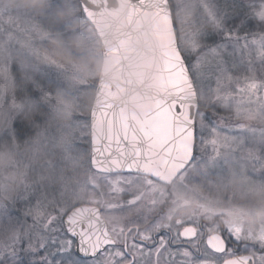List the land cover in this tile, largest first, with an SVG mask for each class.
<instances>
[{
	"label": "snow or ice",
	"instance_id": "6c2138e0",
	"mask_svg": "<svg viewBox=\"0 0 264 264\" xmlns=\"http://www.w3.org/2000/svg\"><path fill=\"white\" fill-rule=\"evenodd\" d=\"M0 142V264H264V0L0 4Z\"/></svg>",
	"mask_w": 264,
	"mask_h": 264
},
{
	"label": "rangeland",
	"instance_id": "374dc122",
	"mask_svg": "<svg viewBox=\"0 0 264 264\" xmlns=\"http://www.w3.org/2000/svg\"><path fill=\"white\" fill-rule=\"evenodd\" d=\"M32 3V0H0V4L3 5H7L9 8H11V10L13 12L16 11V5H29ZM74 58V57H73ZM87 64L85 62H81V61H75L76 63L80 64L82 67L85 65H90L92 64V60L91 58L86 56V60ZM82 102L87 105L90 104V96H83L82 98ZM21 113H18V115H20ZM225 115H227V113H224ZM68 119V117H58L57 121L59 122H64ZM247 123H251L254 125H258L260 123L259 120H255V121H246ZM22 145V150L25 151L28 155L26 157L25 163L27 164L30 160V149L23 144V142H21ZM5 150V145L0 142V151H4ZM7 151L10 153L8 160H2L0 161V172H4L5 170H8L11 164V161L13 159H15V149H13L11 147V145H9L7 147ZM29 175H33L31 172H29ZM0 186H3L2 189H0V202H5L6 198H10L16 195L17 191L20 188V183L18 178L16 180H13L12 178H5L3 175H0Z\"/></svg>",
	"mask_w": 264,
	"mask_h": 264
},
{
	"label": "water",
	"instance_id": "95a60500",
	"mask_svg": "<svg viewBox=\"0 0 264 264\" xmlns=\"http://www.w3.org/2000/svg\"><path fill=\"white\" fill-rule=\"evenodd\" d=\"M116 83L115 81L113 82ZM130 110L135 108L140 111L149 110L151 108L150 103L137 104L134 98H128L122 101Z\"/></svg>",
	"mask_w": 264,
	"mask_h": 264
},
{
	"label": "trees",
	"instance_id": "16d2710c",
	"mask_svg": "<svg viewBox=\"0 0 264 264\" xmlns=\"http://www.w3.org/2000/svg\"><path fill=\"white\" fill-rule=\"evenodd\" d=\"M74 59L76 62L79 60V61H83L87 64V61L88 59L86 60V56L83 57V58H72ZM92 64H93V61H92ZM91 103V99H90V102ZM38 115V112L35 110V109H31V110H25L24 112H22L20 114L21 118L24 119L26 122H30L32 119L35 118V116Z\"/></svg>",
	"mask_w": 264,
	"mask_h": 264
},
{
	"label": "flooded vegetation",
	"instance_id": "af4514ba",
	"mask_svg": "<svg viewBox=\"0 0 264 264\" xmlns=\"http://www.w3.org/2000/svg\"><path fill=\"white\" fill-rule=\"evenodd\" d=\"M205 223H208L207 221H205Z\"/></svg>",
	"mask_w": 264,
	"mask_h": 264
}]
</instances>
